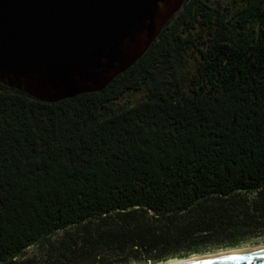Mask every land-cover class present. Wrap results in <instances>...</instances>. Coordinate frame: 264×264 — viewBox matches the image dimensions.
Wrapping results in <instances>:
<instances>
[{"label": "trees", "instance_id": "1", "mask_svg": "<svg viewBox=\"0 0 264 264\" xmlns=\"http://www.w3.org/2000/svg\"><path fill=\"white\" fill-rule=\"evenodd\" d=\"M238 13L185 0L100 91L46 102L0 82V264H156L264 236V0Z\"/></svg>", "mask_w": 264, "mask_h": 264}, {"label": "water", "instance_id": "2", "mask_svg": "<svg viewBox=\"0 0 264 264\" xmlns=\"http://www.w3.org/2000/svg\"><path fill=\"white\" fill-rule=\"evenodd\" d=\"M184 1L0 0V82L46 102L100 91L145 54ZM173 264H264V246Z\"/></svg>", "mask_w": 264, "mask_h": 264}, {"label": "rangeland", "instance_id": "3", "mask_svg": "<svg viewBox=\"0 0 264 264\" xmlns=\"http://www.w3.org/2000/svg\"><path fill=\"white\" fill-rule=\"evenodd\" d=\"M242 2L243 0H207V4L210 5V9H215L219 13L227 14V16L230 17L233 22L240 16L238 11L242 6ZM186 35L190 36V41H188L186 48L183 52L182 58H180L185 73L182 90H184L186 93H190V89L192 88V80L195 78V76L199 72V68L201 67V57L198 48L204 47L203 42L206 41V38H208V36H206V33L203 31L202 26L200 25L199 22H196L195 28L191 29ZM199 35H202V37ZM146 97L147 94L145 88L138 90L130 89L124 92L120 98L114 100V106L117 109L121 110L124 107L134 105L143 101L144 99H146ZM258 245H264V236H257L250 238L236 247L205 250L198 253H192L186 257H181V258H188L203 253L204 254L214 253L232 248H241V247L258 246ZM181 258L177 257L173 259H181Z\"/></svg>", "mask_w": 264, "mask_h": 264}, {"label": "bare ground", "instance_id": "4", "mask_svg": "<svg viewBox=\"0 0 264 264\" xmlns=\"http://www.w3.org/2000/svg\"><path fill=\"white\" fill-rule=\"evenodd\" d=\"M258 246H261V245H258ZM251 247H256V246H248V247H241V248H232V249L223 250V251L214 252V253H205V254L203 253V254L194 255V256H191V257H188V258L172 259V260L165 261V262H161V263H158V264H173V263L181 262V261H184V260L201 258V257H205V256H212L214 254H222V253H228V252H233V251H238V250H245V249H248V248H251Z\"/></svg>", "mask_w": 264, "mask_h": 264}]
</instances>
